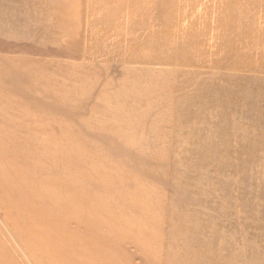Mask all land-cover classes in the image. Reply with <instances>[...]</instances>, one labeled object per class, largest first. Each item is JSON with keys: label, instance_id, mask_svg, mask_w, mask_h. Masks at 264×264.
Segmentation results:
<instances>
[{"label": "rangeland", "instance_id": "374dc122", "mask_svg": "<svg viewBox=\"0 0 264 264\" xmlns=\"http://www.w3.org/2000/svg\"><path fill=\"white\" fill-rule=\"evenodd\" d=\"M60 1L9 0L0 264H75L77 246L264 264V0H95L135 20L131 64L48 62L42 35L18 52L17 4Z\"/></svg>", "mask_w": 264, "mask_h": 264}, {"label": "crops", "instance_id": "0c3cea01", "mask_svg": "<svg viewBox=\"0 0 264 264\" xmlns=\"http://www.w3.org/2000/svg\"><path fill=\"white\" fill-rule=\"evenodd\" d=\"M59 5L52 4L53 9L46 8L47 5L42 2L35 3L33 15L25 16V11L29 6L23 8L17 4L15 27L17 36L16 50L20 52V47L23 40L27 39L32 43L36 50V46L42 44L39 41L40 35L43 41L49 42L48 46H44L43 58L48 62L65 61L75 62L82 60L85 65L92 63L119 62L131 64L137 61L138 58L132 57L135 54L133 42L130 35L125 36L120 34V29L132 30L135 26L131 19V13L124 18L125 22H120L121 18H115L114 14H106L99 10H95V0H61ZM128 2L133 0H119L116 4L120 7L126 6ZM34 5V4H33ZM159 0H154V8H158ZM10 2L9 0H0V84L8 70L10 57L23 59L21 53L10 54L9 51V35L10 30ZM46 6V7H45ZM41 7L45 17L50 15V20H43V24L39 22L36 15V9ZM29 13V11H27ZM62 13L63 15L59 14ZM79 12L78 16L77 15ZM20 13L23 15H20ZM75 16V17H74ZM162 19V18H161ZM168 26V22H165ZM160 31L162 32L160 27ZM167 32V29H166ZM167 35V33H166ZM45 43V42H44ZM157 54H162V49H156ZM36 56V55H34ZM33 56V57H34ZM36 58H39L38 56ZM165 63L168 64V59ZM161 60V55H160ZM163 66V65H161ZM66 202L70 201V196ZM74 202H84L83 197H80ZM78 223L81 218L76 219ZM156 249V258L151 257L153 254V246L145 247H116V246H100L92 249L86 257L83 256V248L77 246L75 264H169L164 248ZM67 264H71L70 255L68 252ZM70 262V263H69ZM155 262V263H154Z\"/></svg>", "mask_w": 264, "mask_h": 264}]
</instances>
